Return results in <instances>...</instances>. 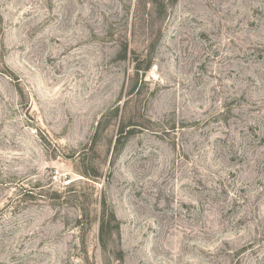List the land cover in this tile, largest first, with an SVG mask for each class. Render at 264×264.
Masks as SVG:
<instances>
[{
    "label": "rangeland",
    "instance_id": "374dc122",
    "mask_svg": "<svg viewBox=\"0 0 264 264\" xmlns=\"http://www.w3.org/2000/svg\"><path fill=\"white\" fill-rule=\"evenodd\" d=\"M0 264H264V0H0Z\"/></svg>",
    "mask_w": 264,
    "mask_h": 264
},
{
    "label": "trees",
    "instance_id": "16d2710c",
    "mask_svg": "<svg viewBox=\"0 0 264 264\" xmlns=\"http://www.w3.org/2000/svg\"><path fill=\"white\" fill-rule=\"evenodd\" d=\"M150 1L153 4H156V0H150ZM137 68H139V67H137ZM147 68H148V66L143 67L141 69L147 70ZM115 113H116V110H115ZM100 125H101V122L98 123L97 129H96L97 131H99ZM131 133H132L131 128H126L125 125H121L117 131V136H116L115 142H114V149H116V150L121 149L123 147L125 141L131 135ZM101 204H102V218L100 219V223H99V241H100V245L102 247H105L106 246V239L110 235V228H111L110 222L112 220L116 221V217H115L114 212L111 208H109L106 212V210H105V199L101 200ZM106 220H107V222H106Z\"/></svg>",
    "mask_w": 264,
    "mask_h": 264
}]
</instances>
